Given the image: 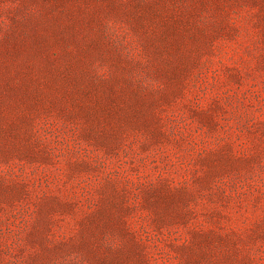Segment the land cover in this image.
I'll list each match as a JSON object with an SVG mask.
<instances>
[{"label":"rangeland","instance_id":"rangeland-1","mask_svg":"<svg viewBox=\"0 0 264 264\" xmlns=\"http://www.w3.org/2000/svg\"><path fill=\"white\" fill-rule=\"evenodd\" d=\"M0 264H264V0H0Z\"/></svg>","mask_w":264,"mask_h":264}]
</instances>
